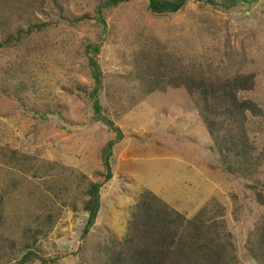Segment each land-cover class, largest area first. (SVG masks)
Wrapping results in <instances>:
<instances>
[{
  "label": "rangeland",
  "instance_id": "obj_1",
  "mask_svg": "<svg viewBox=\"0 0 264 264\" xmlns=\"http://www.w3.org/2000/svg\"><path fill=\"white\" fill-rule=\"evenodd\" d=\"M98 4L0 0V38L48 25L0 51V264H16L32 239L46 264H103L101 249L123 242L140 192L154 186L158 198L187 219L206 207L223 222L234 248L231 264H256L249 243L264 206L247 189L250 182L226 173L194 98L174 85L147 92L142 64L156 52L163 57L159 68L177 73L253 75L254 89L239 98L262 110L246 128L255 153L264 154V0L229 10L189 2L162 18L147 13V0H135L104 13L106 33L92 18ZM92 45H101L100 104L123 139L112 148V178L101 186L95 224L82 238L84 192L103 180L101 150L114 139L92 121L85 53ZM179 161L184 173L166 167ZM257 177L264 191V163Z\"/></svg>",
  "mask_w": 264,
  "mask_h": 264
},
{
  "label": "trees",
  "instance_id": "obj_2",
  "mask_svg": "<svg viewBox=\"0 0 264 264\" xmlns=\"http://www.w3.org/2000/svg\"><path fill=\"white\" fill-rule=\"evenodd\" d=\"M133 1L135 0H98L99 4L94 9L92 18L100 25L102 33H106L104 13ZM241 1L246 0H147L146 9L150 16L162 18L178 13L189 2L229 10ZM53 2L56 3V0ZM85 19L89 17L85 16ZM47 27V24H34L29 26L26 32L18 31L17 38L16 35L0 38V51L14 44L15 39L19 41L21 35L40 33ZM100 49L101 45L85 48L93 82V87L86 95L92 108V121L103 124L114 134V139L108 141L101 150L103 180L100 183H89L84 192L86 200L82 209L87 219L82 238L89 234L95 224L100 209V188L112 178V148L123 139L122 131L100 104L103 75L96 59ZM162 58L156 52L143 58L142 68L147 74L146 91L151 93L162 84L184 88L195 100L194 104L199 111L203 127L212 137V143L226 173L236 179L250 182L247 189L257 204L264 206V191L259 188L261 183L257 177L264 163V154L255 153L246 128L248 118H260L263 113L252 100L239 98L240 93H249L254 89L253 75L240 74L226 79L193 76L183 71L177 73L174 70L159 68L158 63ZM139 196L123 242L118 244L112 240L101 249L105 256L103 264H187L191 261V256L197 258V264L233 262L234 248L231 236L222 221L207 215L206 207L191 219H187L183 214L170 210L161 199L148 190L141 191ZM210 217L212 218L208 221L206 218ZM2 220L0 209V226ZM251 239L250 256L256 264H264V216ZM34 244L35 240L32 239L23 247L24 255L16 264L32 261L46 264L45 260L33 252Z\"/></svg>",
  "mask_w": 264,
  "mask_h": 264
},
{
  "label": "crops",
  "instance_id": "obj_3",
  "mask_svg": "<svg viewBox=\"0 0 264 264\" xmlns=\"http://www.w3.org/2000/svg\"><path fill=\"white\" fill-rule=\"evenodd\" d=\"M168 164H169V165H168ZM168 164H166V167L168 166L171 170L174 171L175 174H176V172H177V169L181 170V171L184 173V169H185V168H183V163H180V161H179V162H168ZM178 174H179V173H178ZM146 187H147V186H146ZM152 188H157V186H154V187H147V190L150 191V192H152L155 196H157V195H156V192H155ZM157 197H158V196H157ZM162 201H163V200H162ZM177 212L183 214L182 211H177ZM184 215H185V214H184ZM185 216H186V215H185Z\"/></svg>",
  "mask_w": 264,
  "mask_h": 264
}]
</instances>
